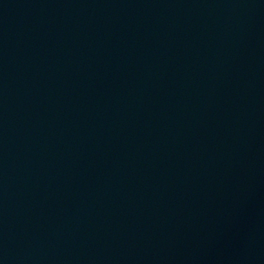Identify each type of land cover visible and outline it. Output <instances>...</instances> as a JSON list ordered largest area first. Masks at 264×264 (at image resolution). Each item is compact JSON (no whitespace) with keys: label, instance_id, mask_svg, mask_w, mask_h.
Instances as JSON below:
<instances>
[{"label":"water","instance_id":"95a60500","mask_svg":"<svg viewBox=\"0 0 264 264\" xmlns=\"http://www.w3.org/2000/svg\"><path fill=\"white\" fill-rule=\"evenodd\" d=\"M0 264H264V0H0Z\"/></svg>","mask_w":264,"mask_h":264}]
</instances>
